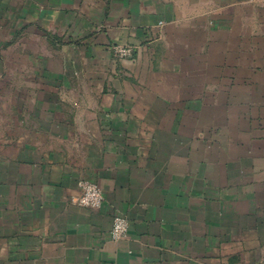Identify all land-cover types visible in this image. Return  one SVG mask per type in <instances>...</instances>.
Returning <instances> with one entry per match:
<instances>
[{"label":"crops","instance_id":"crops-1","mask_svg":"<svg viewBox=\"0 0 264 264\" xmlns=\"http://www.w3.org/2000/svg\"><path fill=\"white\" fill-rule=\"evenodd\" d=\"M0 264H264V0H0Z\"/></svg>","mask_w":264,"mask_h":264},{"label":"built area","instance_id":"built-area-1","mask_svg":"<svg viewBox=\"0 0 264 264\" xmlns=\"http://www.w3.org/2000/svg\"><path fill=\"white\" fill-rule=\"evenodd\" d=\"M78 194L72 202L83 208L98 209L104 201V195L100 187L86 179L78 182ZM130 222L128 218L117 212L112 219L109 237L113 241H119L128 235Z\"/></svg>","mask_w":264,"mask_h":264}]
</instances>
